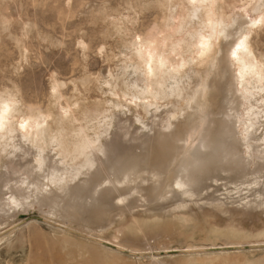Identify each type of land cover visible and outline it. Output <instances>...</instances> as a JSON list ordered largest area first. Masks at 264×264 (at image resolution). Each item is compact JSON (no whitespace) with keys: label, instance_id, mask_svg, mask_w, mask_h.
I'll return each instance as SVG.
<instances>
[{"label":"rangeland","instance_id":"374dc122","mask_svg":"<svg viewBox=\"0 0 264 264\" xmlns=\"http://www.w3.org/2000/svg\"><path fill=\"white\" fill-rule=\"evenodd\" d=\"M247 1L218 0L213 10L233 16ZM184 5V0H0V94H17L25 116H48V124L64 111L72 118L95 112L99 117L119 102L126 113L115 109L111 140L124 123L142 133V123L150 126L158 117L128 106L122 84L133 77L130 64L137 49L166 54L179 39ZM247 13L246 20L253 16ZM222 43L226 40L216 42L209 56L218 57ZM248 44L264 73V22L252 29ZM194 68L203 72L181 84V97L175 99L180 107L187 94L200 89L199 82L211 78L206 118L233 115L230 108L245 116L248 104L230 103L228 74L218 77L214 66ZM257 96L253 106L263 103ZM159 104L155 114L171 109ZM262 105L255 108L261 119ZM141 149L128 146L125 152L146 155ZM241 174L236 168L212 170L190 192L175 188L155 198L118 195L103 202L44 194L42 204L0 213V264H264V177L249 184L237 179ZM54 202L59 212L50 208Z\"/></svg>","mask_w":264,"mask_h":264},{"label":"bare ground","instance_id":"6f19581e","mask_svg":"<svg viewBox=\"0 0 264 264\" xmlns=\"http://www.w3.org/2000/svg\"><path fill=\"white\" fill-rule=\"evenodd\" d=\"M217 3L184 0L186 10L176 31L179 39L169 51L154 53L140 47L132 55L133 77L122 84L123 94L130 97L128 106H139L145 115L158 117L150 126L142 123V133H133L129 123H124L118 126L119 135L111 140L115 109L122 105L119 102L109 104L111 109L99 117L95 112L72 118L64 111L53 115L48 124V116H25L17 94H0V213L34 201L42 204L41 197H57L54 192L69 198L84 195L88 201L101 198L103 202L118 195L162 197L175 188L190 192L209 179L212 170L219 169L241 170L237 179H247L245 183L249 184L263 178L264 131L260 134L262 127L258 130V126L264 117L258 118L255 108L264 105V73L252 55L248 35L264 22V0H248L239 8L242 12L233 16L214 11ZM247 12H253L248 20ZM220 40L226 43L219 45V56H209ZM175 56H179L177 61ZM197 66L216 67L220 78L229 75V101L235 106L242 104L240 99L248 104L243 107L244 117L230 108L233 115L206 118L203 107L213 96L211 78L199 82L200 89L187 94V103L179 106L175 99L181 97V84L192 82L193 76L203 72L194 68ZM257 94L262 95L263 103L253 106ZM162 101L171 109L161 111L163 115L155 114L161 110ZM138 117H134L137 122ZM128 146L142 148L146 155L130 154V150L126 153ZM50 208L58 210L59 204L54 202Z\"/></svg>","mask_w":264,"mask_h":264},{"label":"snow or ice","instance_id":"6c2138e0","mask_svg":"<svg viewBox=\"0 0 264 264\" xmlns=\"http://www.w3.org/2000/svg\"><path fill=\"white\" fill-rule=\"evenodd\" d=\"M193 2H195V0H193Z\"/></svg>","mask_w":264,"mask_h":264}]
</instances>
